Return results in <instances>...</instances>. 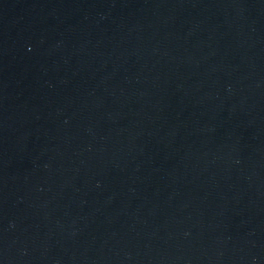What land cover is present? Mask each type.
Instances as JSON below:
<instances>
[{
  "label": "water",
  "instance_id": "water-1",
  "mask_svg": "<svg viewBox=\"0 0 264 264\" xmlns=\"http://www.w3.org/2000/svg\"><path fill=\"white\" fill-rule=\"evenodd\" d=\"M0 264H264V0H0Z\"/></svg>",
  "mask_w": 264,
  "mask_h": 264
}]
</instances>
